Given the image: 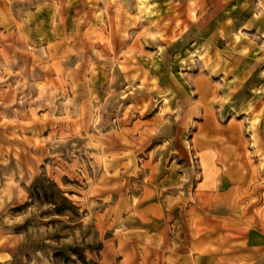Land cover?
<instances>
[{
	"label": "rangeland",
	"instance_id": "374dc122",
	"mask_svg": "<svg viewBox=\"0 0 264 264\" xmlns=\"http://www.w3.org/2000/svg\"><path fill=\"white\" fill-rule=\"evenodd\" d=\"M191 5L0 0V264H133L121 213L151 166L172 192L198 145L264 127L238 62L263 40Z\"/></svg>",
	"mask_w": 264,
	"mask_h": 264
},
{
	"label": "crops",
	"instance_id": "0c3cea01",
	"mask_svg": "<svg viewBox=\"0 0 264 264\" xmlns=\"http://www.w3.org/2000/svg\"><path fill=\"white\" fill-rule=\"evenodd\" d=\"M191 6L209 9L208 23L229 28L241 24L246 40L264 43V0H192ZM238 62L246 73L241 87L259 89L249 100L261 110L264 50L247 47ZM228 66L224 72L232 70ZM253 66L256 75L250 73ZM259 91L263 95L257 97ZM225 132L221 145L218 139H207L197 146L199 160L176 162L172 192L160 186L172 176H159L155 164L144 177L143 191L128 195L126 212L121 213L127 230L137 245L149 249V255L133 264H264V127ZM115 207L114 218L119 214Z\"/></svg>",
	"mask_w": 264,
	"mask_h": 264
}]
</instances>
